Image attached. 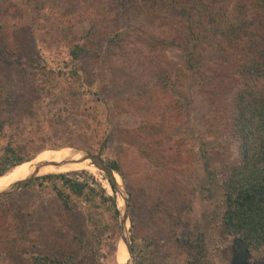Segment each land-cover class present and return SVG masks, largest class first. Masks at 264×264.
<instances>
[{"label":"rangeland","instance_id":"obj_1","mask_svg":"<svg viewBox=\"0 0 264 264\" xmlns=\"http://www.w3.org/2000/svg\"><path fill=\"white\" fill-rule=\"evenodd\" d=\"M238 1L241 0H224L220 5L234 12ZM34 2L4 0L0 5V52L7 59L0 61V111L26 108L32 104L30 98L37 87L51 88L53 98L70 86L72 79L65 75L69 48L80 36L92 32L94 21L105 36L122 29L115 47L118 53L111 49L104 58L96 55L79 67L93 93L81 103L78 101L84 119L72 133L71 143L40 153L71 147L101 156L108 165L112 159L120 161L126 177L124 181L121 176V186L129 198L126 238L129 236L132 244L133 236L137 238L136 264L137 257L147 264H187L186 249L178 240L181 233L187 232V226L195 239L204 238L211 264H229L233 237L227 239L222 234L225 204L221 181L228 164L240 154L238 140L232 134L233 96L248 76L251 84L264 88V74L240 73L248 60L243 51L232 47L226 35L211 31L204 35L200 57L194 60L202 63L200 67L207 77L203 89L205 79L190 69L185 52L177 43L178 39L186 41L180 29L174 30L183 15L179 10L163 14V21L131 10L119 15L115 0H69L67 10L58 9L47 20L37 13ZM68 12L81 14L82 22L66 15ZM250 14L258 22L262 20L257 11L252 9ZM67 16L72 17L75 29L64 38L61 27ZM92 34L91 41L96 37V33ZM29 55L41 58L44 68L36 72L25 66L23 58ZM61 101L65 102V97ZM83 105L93 110H83ZM61 113L65 118V110ZM46 119L40 116L38 121L26 120V132L22 134L25 130H20L21 135L14 142L26 143L33 136L28 148L47 144L50 139L46 134H51L52 129ZM88 122L90 126H86ZM30 126H35L37 132H31ZM73 127L58 130L68 134L69 130H76ZM38 136L42 137L37 139ZM6 143L0 137L1 168H7L13 160L4 152ZM103 146V154L99 155ZM57 162L63 166L37 174L2 176L4 189L0 192L31 175L66 171L84 161ZM16 170L13 167L10 171ZM101 173L102 180L109 178L103 170ZM65 174L86 181L91 192L77 196L69 191L72 210L64 207L56 193L37 188L36 184L19 186L0 196V264H26L36 252L63 257L73 233L81 229L85 239L75 240L73 246L84 244L91 255L80 264H124L126 246L119 242L122 213L116 223L112 210L105 205L116 195L118 203V192H109L101 177L89 171ZM105 222L111 225L105 237L98 240L97 229ZM95 250L97 261L90 259ZM263 255L259 251L253 253L259 260L264 259ZM127 256L130 260L128 249Z\"/></svg>","mask_w":264,"mask_h":264},{"label":"trees","instance_id":"obj_2","mask_svg":"<svg viewBox=\"0 0 264 264\" xmlns=\"http://www.w3.org/2000/svg\"><path fill=\"white\" fill-rule=\"evenodd\" d=\"M3 1L0 0L1 6ZM34 1L37 13L47 20H51L52 16L58 13V9L62 10L65 8L67 10L70 6L69 0H59V3H56L57 0ZM222 1L224 0H115L114 4H116L119 15H126L131 10L146 18H157L163 21H165L163 14L170 10L182 12L183 15L176 23L178 28L175 25L174 30L180 29L181 34L186 36V41L178 39L177 43L184 50L185 59L189 63L190 69L194 73L200 74L203 81L205 79L202 82L203 89H205L204 85L207 84V77L200 67L202 63L200 61L194 62V60L200 57V47L201 42L204 40V35L211 31L226 35L228 43L232 47L243 51L244 57L248 60L244 62L240 73L264 74V0L238 1L234 6V12L222 7L220 5ZM252 9L262 16L261 21L258 22L251 16L250 12ZM66 15H73L77 21L82 22V15L79 13L68 12ZM74 29L75 22H72V17L67 16V21L61 27L63 37H70ZM90 31L96 33V37H93L92 41L89 37L93 34L89 32L86 37L80 36L79 39H76L69 48L68 57L66 58L68 62L65 61V75L72 79L70 86L65 88V90L56 92L57 94L55 95L57 97L53 96V98L51 97V88L36 86L37 88L32 93L34 97L32 98L31 96L30 98L32 104L15 112L9 110L8 113L5 111L3 113L0 111V137L7 142L4 146V152L9 158L13 159L11 164H8L9 168L0 167V178L4 175L14 176L19 173L32 171L42 165L44 166V164L60 159L76 161L84 158L83 151L78 152L71 147H66L64 151L59 152H40L46 148L57 149L70 144L69 139L72 133L77 131L78 128L76 127L83 123L84 118H82L83 114L82 111L80 112L79 106L82 105L80 103L86 97L93 93V88L90 82L86 80V76L80 73L81 68L79 67H84L85 60L95 58L96 55L97 57L102 55L104 58L111 49L113 53H118L115 47L121 36L122 29L118 30L114 35L105 36L100 34L97 21H94ZM95 48L98 49V54H95ZM5 57V54L0 52V61H7ZM15 59L14 62L16 61ZM105 59L107 60V58ZM41 61V58L39 59L36 55L24 56L23 58L25 66L35 68L36 72L41 67L44 68ZM69 63L74 65L73 68L70 67ZM8 64L5 63V65ZM84 71L86 72V70ZM236 74L234 76H237ZM250 80L251 78L248 76L244 80V84L236 90L233 96L232 134L238 140L240 154L237 160L228 164L221 181L225 204L221 228L225 238L239 236L249 244L252 254L257 251L264 254V88L258 89L250 83ZM44 93L46 94L45 96H43ZM61 97H65V102L61 101ZM81 108L86 111L93 110L89 105L86 107L83 105ZM109 108H111V105ZM63 110H65V118H63L61 113ZM38 112L40 113L38 114ZM40 116L45 119L47 117L46 120L51 125L52 133L46 134L50 141L42 146H37L35 149L33 148L35 144L31 146L32 149L28 148L33 136L26 143L21 144L20 140L14 142L15 137L21 135L20 130H25L22 134L26 132L24 122L26 120L38 121L37 118ZM90 124L88 122L86 126H90ZM34 127L30 126L31 132H37ZM61 127L64 130L66 129L65 131L70 127L76 130H69L68 134H66L67 132L58 130ZM40 137L42 136H38L37 139ZM103 149L104 146L99 151V155L103 154ZM119 162L118 159H112L109 165L118 172H115L114 179L121 185V176L124 181H126V177ZM13 167H17L15 172L10 171ZM85 170L94 175H99L102 180V170L93 164L92 161H89L66 171H50L41 176L32 177L22 186L26 187L36 184L37 188L53 191L60 198L64 207L72 210V193L77 196H88L91 192H88L89 186L86 181L80 180V178H69L65 173ZM102 184L109 192L114 190L117 193L116 187L109 178H104ZM3 189L4 184L0 183V191ZM130 193L131 195L133 194L132 191ZM118 194V203L116 195L111 197L109 201L106 200L109 204H105L112 210V219L115 220L112 221L116 223L119 222L120 214L122 213V217H124L126 212L125 198L120 190H118ZM29 215L31 216V212ZM32 216L36 218L35 215L32 214ZM131 220L134 223L133 217H131ZM110 225L109 222H105L102 226H99L97 229L98 240L105 237ZM187 229L186 233H181L178 237L180 244L186 249L187 264H211L210 252L204 238L195 239L193 230L188 226ZM21 231L23 235V230ZM83 233V229L73 233L69 246L65 247V255L63 257L36 252L26 264H80L85 257L91 255L89 248L83 246L84 244L76 248L73 246L75 240L83 241L85 239ZM122 234L119 242L122 241L126 246H124L125 256L123 257V262L124 264H129L125 242L127 222ZM133 247L137 250V238L135 236H133ZM93 253L95 254H92L93 257L90 259L94 258L96 260L97 257L95 256H98L96 250ZM137 260L139 264H147L142 257L141 259L137 257Z\"/></svg>","mask_w":264,"mask_h":264},{"label":"water","instance_id":"obj_3","mask_svg":"<svg viewBox=\"0 0 264 264\" xmlns=\"http://www.w3.org/2000/svg\"><path fill=\"white\" fill-rule=\"evenodd\" d=\"M75 151H80V150H75ZM83 157L84 159H91L93 164H95L97 167H99L101 170H103L107 176L109 177V179L111 180V182L114 184V186L118 190H120V188L123 186H121L120 184L117 183V181L114 179L115 178V172H117L114 168H112L110 165H108L107 163L104 162V160L101 158V156L98 155H93L87 152H83ZM67 161L63 162L62 164L67 163ZM56 165L60 166L62 164L59 163H55ZM47 165V164H44ZM43 166V165H42ZM41 167H39L40 169ZM118 173V172H117ZM35 176V175H34ZM33 176L27 178L26 180H21L18 181L16 184H14L10 189L0 192V196L6 195L8 193H11L12 191L18 189L19 186H22L26 181H28L29 179H31ZM124 190V188H123ZM125 193V200H126V212H125V216L121 218V224H122V233L124 232L125 229V225L127 220H129V214H128V204H129V198H128V193ZM119 208V206H118ZM120 209V208H119ZM121 211V209H120ZM123 235V234H122ZM126 245H127V249L134 261V263L136 264V259L134 256V247L131 241V238L128 236V238H126L125 240ZM231 248H232V254H231V258H230V262L229 264H264V259L259 260L256 259L255 257H253V254L250 250V246L248 243H246L241 237L239 236H235L233 238L232 244H231Z\"/></svg>","mask_w":264,"mask_h":264},{"label":"bare ground","instance_id":"obj_4","mask_svg":"<svg viewBox=\"0 0 264 264\" xmlns=\"http://www.w3.org/2000/svg\"><path fill=\"white\" fill-rule=\"evenodd\" d=\"M66 160V159H65ZM82 160V162L84 161V162H87L86 161V159H81ZM81 160H78V161H81ZM75 161V160H74ZM83 162V163H84ZM88 162H89V160H88ZM55 163H59V162H57V161H55V162H51V163H49V164H47V165H44V166H41V168L39 169V168H37V169H35V170H32V171H27V172H25V173H21V175H25V174H27V173H41V172H45V171H49V170H52L54 167H59L58 165H56ZM75 163H76V161H75ZM60 164V163H59ZM60 166H63V165H60ZM32 176V175H31ZM21 177V176H20ZM120 192L122 193V195H123V190H122V188H120ZM125 194V193H124ZM124 197V196H123ZM125 202H126V200H125ZM127 222H128V224H129V221L127 220ZM129 264H134V262H133V259L131 258V256H130V260H129Z\"/></svg>","mask_w":264,"mask_h":264}]
</instances>
